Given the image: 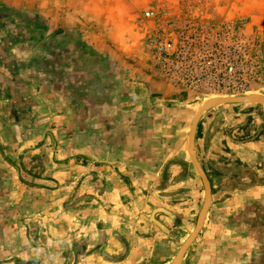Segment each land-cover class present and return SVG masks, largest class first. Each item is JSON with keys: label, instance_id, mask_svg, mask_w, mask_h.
<instances>
[{"label": "crops", "instance_id": "1", "mask_svg": "<svg viewBox=\"0 0 264 264\" xmlns=\"http://www.w3.org/2000/svg\"><path fill=\"white\" fill-rule=\"evenodd\" d=\"M133 4L0 0V264H171L193 232L197 111L129 61ZM210 111L194 151L211 201L180 264H264V128L237 139L249 119Z\"/></svg>", "mask_w": 264, "mask_h": 264}, {"label": "rangeland", "instance_id": "2", "mask_svg": "<svg viewBox=\"0 0 264 264\" xmlns=\"http://www.w3.org/2000/svg\"><path fill=\"white\" fill-rule=\"evenodd\" d=\"M132 1L134 9L131 17L137 27L138 37L130 41L133 55H130L129 61L138 66L142 62L145 64L147 72L143 80L150 92L161 91L159 94H164L165 102L168 101L167 94L173 93L179 100L177 104L182 107L189 105L191 110L197 112L206 100L244 96L264 98L263 5H258V15L254 13L256 0ZM150 9H156L159 15L165 14L178 23L177 30L171 32L166 28L165 33L166 40H172L182 52L176 74L156 65L150 44V39L154 42L156 38L151 37L156 24L142 19V14ZM214 108L226 110V113L233 111L244 115L241 119H249L245 126L238 129L235 134L237 139L260 137L256 132L258 125L264 128L263 105H221L209 107L205 111L211 112ZM252 121L257 123L252 124ZM227 126L231 128L235 125L230 123ZM261 132L264 134V129ZM187 231L178 237L183 238Z\"/></svg>", "mask_w": 264, "mask_h": 264}, {"label": "water", "instance_id": "3", "mask_svg": "<svg viewBox=\"0 0 264 264\" xmlns=\"http://www.w3.org/2000/svg\"><path fill=\"white\" fill-rule=\"evenodd\" d=\"M243 103H253V104H258V105H263L264 106V98L259 97V96H244V97H237V98H218V99H212L205 104L202 105V107L198 110L196 113L192 124L189 128V136H188V155L190 158V161L192 163V166L196 173L198 174L203 186H204V193H205V200H204V206L201 210V213L199 214L197 218V222L195 225V228L189 238L184 242V244L180 247L179 251L177 252L174 260L172 261L171 264H180L181 260L190 247V245L193 243V241L196 239L198 236L199 232L201 231L206 215L208 213V209L210 206V201H211V188H210V182L201 169L200 165L198 164L196 157H195V151H194V138H195V132L197 129V125L199 123V120L204 113V111L213 106H221V105H235V104H243ZM162 210H156L153 215H152V221L159 227L162 228V226L154 219V215Z\"/></svg>", "mask_w": 264, "mask_h": 264}, {"label": "built area", "instance_id": "4", "mask_svg": "<svg viewBox=\"0 0 264 264\" xmlns=\"http://www.w3.org/2000/svg\"><path fill=\"white\" fill-rule=\"evenodd\" d=\"M142 19L146 22H153L156 24V30L152 33L155 36L154 42L150 39L153 54L155 55L157 66L162 70L178 73V60L182 56V52L178 50L177 46L172 43V40H166V28L173 32L179 28L176 19L167 18L165 14L159 15L156 9H150L142 14ZM223 20V18H220ZM224 23V22H222ZM223 26V24H221ZM172 69V70H170ZM231 70V68L229 69Z\"/></svg>", "mask_w": 264, "mask_h": 264}, {"label": "bare ground", "instance_id": "5", "mask_svg": "<svg viewBox=\"0 0 264 264\" xmlns=\"http://www.w3.org/2000/svg\"><path fill=\"white\" fill-rule=\"evenodd\" d=\"M206 101H208V100H206Z\"/></svg>", "mask_w": 264, "mask_h": 264}]
</instances>
